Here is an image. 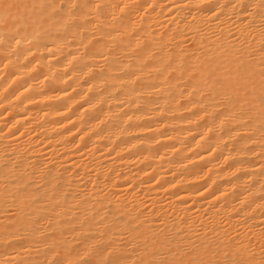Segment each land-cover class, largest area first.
<instances>
[{"label": "bare ground", "instance_id": "obj_1", "mask_svg": "<svg viewBox=\"0 0 264 264\" xmlns=\"http://www.w3.org/2000/svg\"><path fill=\"white\" fill-rule=\"evenodd\" d=\"M0 264H264V0H0Z\"/></svg>", "mask_w": 264, "mask_h": 264}]
</instances>
